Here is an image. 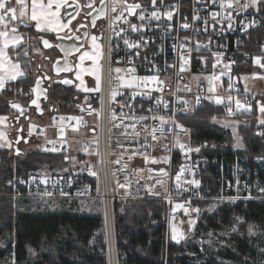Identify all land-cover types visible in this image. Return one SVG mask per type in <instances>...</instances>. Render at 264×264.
Listing matches in <instances>:
<instances>
[{
    "label": "built area",
    "instance_id": "1",
    "mask_svg": "<svg viewBox=\"0 0 264 264\" xmlns=\"http://www.w3.org/2000/svg\"><path fill=\"white\" fill-rule=\"evenodd\" d=\"M105 2L100 90L93 92L95 94L90 96L87 104L73 106L72 111L67 114L54 112L50 120L32 127L33 135L43 142V152L69 155L79 162L76 166L84 167L83 170L75 168L60 173L30 172L7 180V189L12 191L13 196L28 200H97L104 210V223L111 221L114 206L135 201L165 202L170 206L172 217L178 221L197 220L199 214L192 209L198 208V204L203 202L221 204L223 208L247 203L264 204V195L259 194L256 188L257 185L264 187V163L257 159L264 154L250 156L243 146H232L228 148L230 158L227 155H209L206 151L209 148L213 150V147L201 148L198 153L193 151L186 155L176 146L181 130L171 122L163 125V134L159 131L155 133L156 140L151 135L153 128L160 127V116L166 119L172 117L177 121L178 117L186 116L204 105L215 106L228 116H237L243 113L236 111L234 101L239 98L242 103L245 100L250 102L254 112L258 111L256 102H264V68L257 65L255 59L259 56L264 62V11L257 12L252 8L245 11L239 4H235L232 29L229 30L225 17L232 10L222 9L219 4H213L212 0H203L202 3H197V0H165V4L174 5L177 9L171 22L163 16L159 21L148 18L152 10L151 0H127V3H140L149 9L143 22L138 19L140 10H137L136 16L124 12L121 19L115 18L123 10V0L116 4L115 12L112 10L113 0ZM168 10L170 9H160L162 12ZM212 13H219L215 21ZM194 15H199L201 20H193ZM184 18H187L190 25L187 30L180 28ZM205 18L208 20L207 33L202 23ZM252 21H255V26L241 31L243 25ZM130 24L141 27L144 38L149 41L147 48L140 49L139 57L133 54L134 50L124 45L121 35L125 34L117 35L121 29L128 30ZM126 35L130 41H135L140 33L127 32ZM185 37L190 40L185 42ZM255 37L258 38L257 41ZM196 42L201 45L199 52L195 51ZM185 43L192 49L191 59L186 66L188 70L181 71L183 61L180 57L186 51L181 45ZM217 52L222 54L219 63L214 55ZM145 55L147 59H144ZM213 64H216L215 69ZM115 68L122 71L117 74ZM133 68L134 73L131 72ZM221 73L224 75L221 76ZM213 75H220L219 83L211 80ZM147 76H158L162 83L149 81L146 85L141 83L139 87L122 86L133 77L138 80ZM229 76L239 92L228 89ZM213 86L216 91L209 92L208 89ZM114 89L119 93L115 101L111 99ZM217 95L224 98L223 104L215 103ZM229 95L233 97L230 105L234 113L232 115L227 113ZM197 96L201 97L199 105L196 104ZM157 99L167 102L168 108L165 109L163 103L157 107ZM126 101L134 105L133 110L125 104ZM183 101L188 102L187 107ZM149 108H152L151 112L148 111ZM140 116H147L149 119L140 120ZM152 116L157 119H152ZM60 117L66 119L61 120ZM68 117H79L80 120L67 119ZM251 121L256 132L264 131V127H258L253 112L247 127L252 125ZM59 130L64 132L62 139L57 138ZM137 132L139 135H136ZM262 144L264 145V138ZM52 148L59 150H44ZM152 159L157 163H151ZM160 166L167 175L160 173ZM181 166L189 171L183 173L181 186L178 188L175 176ZM216 167L218 181L215 183L216 190L212 192L203 180L214 177ZM40 173L48 175L46 185L39 183ZM193 173L194 178L200 180V186L185 192L184 188L192 186L184 181L192 179ZM31 176L38 177L36 183L32 182ZM21 179L27 183H19ZM68 179L71 180L70 186ZM237 180L240 181L239 189ZM53 181L59 183L54 185ZM246 183H249V188H245ZM45 188L54 194L51 198L43 196ZM249 190L252 198L247 199L245 197ZM61 191L67 195H61ZM229 197L236 198L235 202H230ZM189 200L191 203L186 204L187 214L183 209L173 211L177 203Z\"/></svg>",
    "mask_w": 264,
    "mask_h": 264
},
{
    "label": "trees",
    "instance_id": "2",
    "mask_svg": "<svg viewBox=\"0 0 264 264\" xmlns=\"http://www.w3.org/2000/svg\"><path fill=\"white\" fill-rule=\"evenodd\" d=\"M26 82V79H19L11 85L18 87ZM6 97V91H1L0 114L6 113ZM51 97L60 113L72 111L71 90L56 88ZM212 117L220 121L228 116L218 108L204 105L190 115L178 117L177 121L190 129L191 144L206 142L209 147L215 146L213 150L209 148L206 151L209 155H227L230 158L228 148L234 144L232 135L215 125ZM236 119L240 123L237 136L246 154H264V137L254 135L256 127L253 121L252 125H245L250 122V116L244 114ZM14 157L0 150V236L13 240L7 246L12 261L15 260V264H109L103 214L59 213L60 207L55 208V213L30 212V202H18L14 209L7 198V180L21 177L23 172L66 165L68 157L42 151H33L22 161L15 160L19 156ZM215 171L213 180L210 177L203 180L212 192L216 190L218 181L217 167ZM133 204L143 205L134 208ZM204 206L207 204L199 205L200 208ZM113 210L116 264H242L246 257L248 264H261L264 260L258 251L264 247V204L261 203L231 208L218 206L214 213H201L192 238L182 244L172 243L166 237L170 206L165 202H128L116 205ZM250 224L257 226L256 235L249 236ZM233 227L238 231L233 233ZM8 239L7 243L10 242Z\"/></svg>",
    "mask_w": 264,
    "mask_h": 264
},
{
    "label": "snow or ice",
    "instance_id": "3",
    "mask_svg": "<svg viewBox=\"0 0 264 264\" xmlns=\"http://www.w3.org/2000/svg\"><path fill=\"white\" fill-rule=\"evenodd\" d=\"M103 2V0H102ZM203 0H197V3H202ZM94 3V0H89L87 5H84L86 7L91 8ZM121 3V0H113V8L112 10L115 12L116 11V4ZM213 4H219V7L222 9L226 10H232L228 12L227 17L225 19L228 20V29H232V12L236 11L234 5L239 4L240 8L247 11L249 8H252L256 10L257 12L264 11V0H212ZM123 10L117 15L115 18L116 19H121L124 16V12H127L128 15L130 16H136L137 15V10H140V14L138 16V19L143 22L146 19V13H148L149 9L146 8L145 6L141 5L140 3H127V0H123ZM159 5V7H158ZM81 5L76 3V0H73L72 3L69 2V0H0V91H11L10 88H6V82H11V81H16L18 77H24L25 73L21 70L20 64L18 62H13L12 58L9 56V50H14L17 47H19L22 44L23 41V36L19 33V27L18 25H23L24 28H32L37 32L40 33H55L56 34V39L57 40H64V39H74V40H81V36L74 35L75 32H79L81 28H86L88 25L83 24V23H77V25H73V21L77 19V16L79 15V9ZM151 12L150 16L148 18L154 19L156 21L161 20V17L163 16L166 18L167 21L171 22L173 20V16L177 9L175 8L174 5H167L165 4V0H151ZM161 8H168L170 10L168 11H160ZM29 9H30V14H29ZM63 9V16L61 15V10ZM69 9H73V11H69ZM91 15V13H89ZM219 15V13H212V19L215 21L216 17ZM193 20H201V17L199 15H194ZM125 22L127 23L128 21L125 19ZM92 26H96V20L95 18L92 20ZM202 23L205 25L204 31L207 33V24L208 20L205 18ZM250 26H255V21L250 22V24H245L243 25L241 31H247L248 27ZM171 27V25H170ZM190 25L187 20V18H184L183 22L180 24V28L183 30L189 29ZM215 25H213V28ZM65 29H68V32H65L63 36L59 35V33L64 32ZM197 31H199L197 29ZM127 32H132V33H140L138 39L135 41H130L127 38L126 33ZM124 33L125 35H121ZM117 35H121V39L123 40V43L125 46H127L128 49L134 50V55L139 57L141 55L140 49L141 48H147L149 45V41L144 38L143 35V30L141 27H138L136 24H130V27L128 30L121 29L120 33H117ZM88 36V33H84V37L86 38ZM179 39V38H178ZM42 43L45 47H52L53 45L50 43L49 40L44 39L41 37ZM92 40L95 41L96 37L92 36ZM189 37H185L184 41L187 42L189 41ZM211 43V41H209ZM56 47L60 48L62 52H64L66 55H71L73 52L75 53H80L78 56L79 64L76 65V67L79 69L78 71L75 72V79L79 81V84L77 85L78 88H80L82 91L88 93V92H94V91H99L100 90V81L101 78L99 75H95V81H96V86L95 88H89L85 85V81L83 79L84 74H89V75H94L97 69L92 68H84L82 67L83 63L85 60H93V64L96 63L95 61V56L96 53L93 52L89 53V51H83L81 52V48L83 47V44L79 46H73L72 48H64L61 44L55 45ZM183 48L186 49L184 53L181 54L180 59L183 61L181 64V71H187V64L189 63L191 59V48L187 47V44H182L181 45ZM201 45L199 42H196L195 45V51L199 52L200 51ZM204 47H208V45H204ZM27 55V52L24 53ZM217 57V63H219V59L221 57V53L217 52L214 54ZM247 55V54H245ZM144 59H147V56H144ZM59 64V61L56 62ZM231 63H234L231 62ZM255 63L259 65L261 68H264V62H262L261 58L258 56L255 59ZM174 65H169V67H173ZM216 64H213V68L215 69ZM57 73L60 72H72L73 68L70 66L68 61H65L63 67H57L56 69ZM114 71L119 74L122 69L120 68H115ZM131 72H135V69H131ZM224 73H221V76H223ZM45 79H49V77L45 76ZM123 79V78H121ZM220 76L213 75L211 80H219ZM229 83L227 85L228 89L230 91H237L239 92L238 89H235L233 84L231 83L232 77L229 76ZM149 81H156L157 83H162L159 81L158 76H147V77H142V78H135L133 77L131 80H128L123 83L122 86L132 88V87H139L140 84H147ZM211 82V81H210ZM41 83L40 78H37L36 80V86L31 88V92L36 93L37 98L31 100V105H35L37 110L42 114V110L40 109V105L38 103L39 99V85ZM62 83L64 84H72L73 81L71 79H63ZM162 90V89H158ZM22 91V90H21ZM190 91V89H189ZM209 92H215L216 89L215 87H210L208 89ZM245 92H247V89H245ZM117 95L119 93L114 89L111 93V99L115 101ZM201 101V97L197 96L196 97V104L199 105ZM227 101L229 106L227 107V113L229 115L234 114L233 109L230 106L233 102V97L229 95L227 97ZM235 107L236 111L240 112L243 111L244 113L251 114L253 111V105L245 100L243 103L239 98L235 99ZM163 103L165 109L168 108L167 102H164L160 99H157L156 105L157 107ZM215 103L217 105L223 104L224 103V98L217 95L215 97ZM125 104L129 107L130 110L134 109V105L132 103H129L128 101L125 102ZM183 104L185 107L188 106L187 101H183ZM257 110L260 114V116H264V102L257 101ZM11 107L14 109H17L21 115H24V109L20 104L17 103H11ZM143 110V109H141ZM149 112L152 111V108L148 109ZM152 119H157L156 116H152ZM6 117H0V123H2L4 120H6ZM18 119V118H17ZM61 120L66 119L65 117H60ZM67 119H73V120H80L79 117H68ZM140 120H147L149 117L147 116H140ZM160 122V127L158 128H153L152 129V139L156 140L157 136L155 133L157 131L161 132L163 134V125L171 122L173 126L177 129H180L184 134H189L190 129L185 128L182 124H179L176 120H174L172 117H168L167 119L164 116H160L159 118ZM212 119L215 121V117H212ZM147 127V126H146ZM258 127H264V118H259L258 117ZM133 130L135 131V127L133 126ZM18 131L23 132V129H19ZM63 133H61L62 135ZM29 135H31V128H29ZM136 135H139V132L136 133ZM254 135L264 137V131H258L254 133ZM4 138V133L0 132V139ZM147 139V137H145ZM23 141L24 143H28L26 139L23 138V136H18L15 140V143L18 145ZM177 146L181 149V151L185 152L187 155L188 153L191 152H200L201 148H207L209 147L208 144H202L198 147L192 148L191 146H187L184 143H181L179 141L176 142ZM5 146V145H0V147ZM6 146L8 148H12V142H7ZM167 147V146H166ZM212 147H215L214 145ZM45 151H58L59 149L52 148V149H44ZM16 155L19 156L21 155V150L17 147L15 149ZM67 159V157L65 158ZM147 161V157L145 158ZM258 160H260L262 163H264V156H259L257 157ZM116 163H119V161H116ZM151 163H157L155 159L151 160ZM62 171L67 172V169H62ZM161 172H164L163 169L160 170ZM189 171L187 168L181 166L179 169V172L176 174L175 179L177 181V187L179 188L181 186V177L183 173ZM90 174L95 175L94 172H90ZM165 175H167L166 172H164ZM195 173H193V178L185 180L184 183L187 185L192 186V188H184L183 190L185 192L192 191L194 188H199L200 186V180L195 179ZM38 177L37 176H31V180L33 183L37 182ZM48 175L46 173H40L39 174V183L41 184H47L48 183ZM61 179H64V177H61ZM69 183V186L71 185V180L68 179L67 181ZM19 183H27V181L21 179L19 180ZM59 181H53V184H57ZM159 183V181H158ZM250 183V182H249ZM249 183L245 184V188H249ZM239 184L240 181H236L237 188L239 189ZM121 187H124V185H121ZM257 192L261 195H264V187H261L259 185L256 186ZM43 196L47 197H52L54 194L51 191H48L47 188L43 190ZM61 195H67V193L61 191ZM247 199L252 198L251 191L249 190V194ZM230 202H235L234 197H229L228 198ZM191 201H186L185 203H177L175 205V208L173 211L176 209H183L184 212L187 214L188 213V207H186V204L190 205ZM195 213L199 214L200 209L199 208H194L192 209ZM238 223L239 219L237 220ZM197 221L196 220H190L189 225L190 229L194 228L196 225ZM256 225H248V234L249 236L256 235ZM233 233L237 232L238 229L236 227H233L231 229ZM224 235H227V233H223ZM211 235V233L209 234ZM264 235V234H262ZM183 238V235L181 234L180 238L177 237L175 234V230H173V235H172V240L176 241L177 243L180 242V239ZM260 252L261 257H264V247H261L258 249ZM12 264H15V260L12 261ZM242 264H248V258L246 257L245 260L242 262ZM255 264V262H253ZM261 264H264V260H262Z\"/></svg>",
    "mask_w": 264,
    "mask_h": 264
},
{
    "label": "flooded vegetation",
    "instance_id": "4",
    "mask_svg": "<svg viewBox=\"0 0 264 264\" xmlns=\"http://www.w3.org/2000/svg\"><path fill=\"white\" fill-rule=\"evenodd\" d=\"M88 2L89 0L76 1V3L81 5V7L79 9V15L77 16V19L73 21V25H77L78 22L88 25L86 28H81L79 32L74 33V35L81 36L82 39L79 41L74 39L57 40L55 33H40L37 32L34 27L26 29L21 26L27 37L26 42L22 46L11 50V52H9V56L13 61H18L20 63L21 68L25 73V77L19 79H26L27 82L24 85L18 87H13L11 85L15 81L10 82V84H6V88H10L11 91H6L7 97L4 100V109L6 110V113L0 114V117L7 118L6 120L8 130L10 131L8 133V137H10L9 140L13 145L11 148L13 153H16L15 149L18 146L20 147L22 145L25 146L28 144L21 141V143L17 145L15 143V140L18 136H27L25 122L29 120V115L33 114L35 117L38 116V110L35 107H29L32 100L31 88L36 83L37 78H40L41 80V87L47 90V100L45 102H42L40 106V109L42 110L41 116H44L46 113L49 114L52 112V108L55 105V102L51 95L54 89L57 88L58 90L64 91L71 90L75 87V81L73 80V78L76 70L78 69L76 65L79 64L78 56L80 53H77L75 56L70 57V55H66L60 50V48L56 47L55 45L61 44L64 48H72L73 46H77L76 44L82 41L83 47L80 51H89L90 54L95 52L96 63L94 65L101 72L100 63L102 32L104 27V17L106 13V3L104 0L103 2L102 0H94L92 7L89 8L84 6L87 5ZM69 11H73V9H69ZM89 13H91V15H89ZM94 18L96 20L95 27H93L91 23ZM65 32H68V29H65L63 33H59V35L63 36ZM85 32L88 33V36L86 38L84 37ZM92 36L96 37L95 41L92 40ZM41 37L49 40L53 46L45 47L42 43ZM25 52H27V55L24 54ZM63 57L64 61L59 63L56 66L55 70L57 69V67H63L65 61H68L70 66L73 68V71L67 75L61 73V75L55 77L53 66L55 62L62 60ZM87 61L93 63V60L91 59L85 60L84 62ZM45 76L49 77V79H45ZM66 78L73 81L72 87L65 88L61 83H59ZM11 103L20 104L24 109V115L18 113L19 111L17 109L12 108ZM21 128L23 129V132L18 131ZM24 139L29 142V137H25Z\"/></svg>",
    "mask_w": 264,
    "mask_h": 264
},
{
    "label": "rangeland",
    "instance_id": "5",
    "mask_svg": "<svg viewBox=\"0 0 264 264\" xmlns=\"http://www.w3.org/2000/svg\"><path fill=\"white\" fill-rule=\"evenodd\" d=\"M21 26H23V25H18L19 33L23 36V41H22V44L20 46H22L26 42V38H27L26 34L22 30ZM100 46H101V43H100ZM102 61L103 60L101 58V63H100V66H101L100 69L101 70L103 68V62ZM13 62H18V61H13ZM20 67H21V65H20ZM82 67L89 68V69L95 68L98 70V68L93 63H90L89 61L84 62ZM21 70L23 71L22 68H21ZM78 70L79 69H77L76 71H78ZM99 74H100V70L96 71L94 75L84 74L83 79L85 81V85L89 88H95V86H96L95 75H99ZM218 76H220V75H218ZM19 78H23V77H18V79ZM73 80L75 81V87L71 89L72 105H74L75 107H79V106H82L84 104H87L89 102L90 96L95 94V93H92V92L86 93V92L82 91L80 88H78L77 85L79 84V81L75 79V75H74ZM219 80H215V82L219 83ZM11 82H13V81H11ZM8 83L10 84V82H6V84H8ZM55 106H56V104L53 107H55ZM252 112L254 113V116H256L257 122H258V117L264 118V116H260L258 111H256V112L252 111ZM48 119L49 120L51 119V114L46 113L43 118L35 117L33 114L29 115V120L27 122H25V129H26V133H27V136H25V137H29V142L25 146H23V145L20 147L18 146V148L21 150L22 154L20 155V157L16 158L15 160L22 161L26 158L27 155H29V152H31L33 150L40 151V149L43 148V142L41 141V139L33 135L32 127L39 125V124H42V123H45L48 121ZM179 124H182V123L179 122ZM214 124L217 125L218 127L222 128L223 130L231 133L232 138L234 140V144H233V146H234L236 141H237L236 128H237L238 122L235 121L234 119H231L230 116H228L227 119H225V120L214 121ZM184 127L187 128L186 126H184ZM29 128H31V135H29ZM25 137H23V138H25ZM177 141L184 143L185 145L189 144L193 148L198 147V146L203 144V143H200L198 145L191 144L190 132H189V134L186 135L182 131L179 132L176 142ZM204 143H206V142H204ZM238 145L239 144H236V146H238ZM176 146H177V143H176ZM2 150L7 151L10 157L12 156V149L11 148H9L8 150L3 148ZM161 162H163V161L161 160ZM78 163L79 162H76V160L72 158L69 161V164H66V165L61 164V165H59L60 167H54V168H49V169L48 168H39V169H35L33 171L23 172L20 175H24V174H27L30 172H38V171H48V172H52V173H60V172H64V171H62V169L70 170V169H75V168H78L80 171H82L84 167L76 166ZM160 168L162 169L161 166H160ZM160 173L162 174L163 172L160 171ZM8 193H9V195H8L9 197H7V198L11 200L14 209H16L15 205L18 202L26 201V202H30V206H29L30 212L55 213L57 211L55 208L60 207V209L58 211L59 213H65L66 212V213H71V214H85V215H89V216H97V215L104 214V210H103L101 204L99 203V201H97V200H89V201H80V200L73 201V200H62V199H58V200H28V199H24V198L22 199V198H18V197L13 196V193L11 190H9ZM135 202H138V201H135ZM200 204L201 203L198 204V208L201 210L199 215L201 213H207V214L208 213H214L217 210L218 206L219 207L222 206L221 204L219 205L217 203H206L207 206L200 208L199 207ZM133 205L135 208L136 206H142L143 204H133ZM114 208H115V206H114ZM131 213H132V211L129 212L130 215H131ZM114 216H115V210H113V213L111 216V221L104 223V226H106V228H105V232H106L105 235L106 236L105 237H106V245H107V254L109 255V264H116L115 250H114V235H113V228H112ZM167 221H168L167 222L168 227H167L166 237H167L168 241L175 243V244H182V243H186L187 241H189L190 238H192L193 231H194L195 227L190 229V225H189L190 220L183 219L182 221H178V220H175L172 217V215H170V217ZM173 230H175V234L177 235L178 238H180L181 234L183 235V238L180 239L179 243L172 240ZM5 238L8 239L9 237H5ZM5 238L3 235L0 236V264H12V256L10 255V249H8L7 246L10 245V243L12 244L13 240L11 238H9L8 240L10 242L7 243L6 242L7 240ZM33 257H34V255H32V258Z\"/></svg>",
    "mask_w": 264,
    "mask_h": 264
},
{
    "label": "water",
    "instance_id": "6",
    "mask_svg": "<svg viewBox=\"0 0 264 264\" xmlns=\"http://www.w3.org/2000/svg\"><path fill=\"white\" fill-rule=\"evenodd\" d=\"M81 44H82V41H80V42L77 43L76 45L79 46V45H81ZM81 49H82V48H81ZM76 54H77V53L74 52L72 55H70V57L75 56ZM62 61H64V57L62 58V60L59 61V63H61ZM57 65H58V64L55 62L54 66H53L55 77H58V75H61V73H62V74H65V75H67V74L70 73V72H60V73H57L56 70H55V68H56ZM59 83H61L62 86L65 87V88H70V87H72V84H67V85H66V84L62 83V81L59 82ZM35 86H36V83L34 84L33 87H35ZM38 91H39V93H40V95H39V99H38V103H39V105L41 106V103H42V102H45V101L47 100V90H46V89H43V88L41 87V84H40V85H39V89H38ZM31 93H32V99H36V98H37L36 93H33V92H31ZM29 107H35V108H36L35 105H32V106L30 105ZM36 109H37V108H36ZM37 112H38V116H41L40 112H39V111H37ZM18 113H20V112H18ZM61 133H63V134L61 135ZM63 136H64V132H63L62 130H59V131L57 132V137H58L59 139H62ZM15 154H16V153H15Z\"/></svg>",
    "mask_w": 264,
    "mask_h": 264
},
{
    "label": "crops",
    "instance_id": "7",
    "mask_svg": "<svg viewBox=\"0 0 264 264\" xmlns=\"http://www.w3.org/2000/svg\"><path fill=\"white\" fill-rule=\"evenodd\" d=\"M76 1H78V0H76ZM69 2L71 3V2H73V0H69ZM29 14H30V9H29ZM61 15H63V9L61 10ZM61 33H63V32H61ZM0 132L4 133V138L0 139V145H5V146L0 147V150H2L3 148L8 150L9 148L6 146V143L10 142V140H9L10 137H8V133L10 131L8 130L7 120H4L2 123H0Z\"/></svg>",
    "mask_w": 264,
    "mask_h": 264
}]
</instances>
